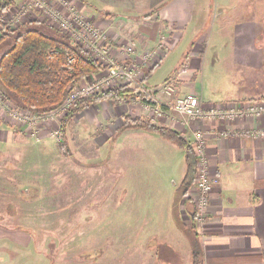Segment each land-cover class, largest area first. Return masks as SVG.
I'll return each mask as SVG.
<instances>
[{
  "label": "crops",
  "instance_id": "1",
  "mask_svg": "<svg viewBox=\"0 0 264 264\" xmlns=\"http://www.w3.org/2000/svg\"><path fill=\"white\" fill-rule=\"evenodd\" d=\"M17 1L0 0V10L6 2L14 7ZM75 1L91 22L105 31L113 57L132 59L141 65L142 77L149 89L151 86L145 77L153 68L165 65L172 52L178 51L171 58L172 61L182 56L180 64L173 67L176 94L201 93L205 110L244 107L264 99V0H109L105 4ZM208 16H212L214 22L210 31L212 41L205 45L209 35L200 34ZM131 40L136 50L128 55L124 46ZM151 49H156L157 57L144 62L142 52ZM208 65L221 69L222 75L213 74L205 88L203 75L205 80ZM157 94L162 97L160 100L164 99L161 93ZM151 107H145L138 95L133 94L126 100L90 104L71 120H78L79 125L86 120L91 122L92 114L87 116L85 112L98 108L105 115L113 114L115 136L143 135L141 143L146 146L141 149L142 153L156 158L165 155L166 160L159 164L171 170L169 176L176 175L179 183L185 172V161L184 168L178 160L174 161L169 152L175 151L171 145L174 143L156 132L127 123L124 116L171 127L179 131L189 145L195 140V131H202L207 171L217 177L209 192L205 217L195 220L197 239L204 253L203 264H264V137L222 134L223 130L264 128V114L220 120L188 118L166 110L162 117H155ZM39 127L41 136L49 128L40 124ZM30 131L28 124L13 122L0 106V141L3 142L0 152H6L11 143L24 135L34 137L28 134ZM65 133L66 127L64 139L68 143ZM156 148L162 149V156ZM196 194L197 188L192 183L185 197L179 200L180 215L184 208L187 212L192 207L195 209ZM170 211L172 214V208ZM17 228L7 233V229L0 226V241L4 240L0 242V264H39L32 236Z\"/></svg>",
  "mask_w": 264,
  "mask_h": 264
},
{
  "label": "rangeland",
  "instance_id": "2",
  "mask_svg": "<svg viewBox=\"0 0 264 264\" xmlns=\"http://www.w3.org/2000/svg\"><path fill=\"white\" fill-rule=\"evenodd\" d=\"M207 19L200 34L209 35L205 45L212 41L214 22L212 16ZM176 53L145 77L151 89L172 78L173 67L182 59L171 61ZM206 70L205 88L213 74L222 75L221 69L209 65ZM88 113L93 121L79 125L75 119L66 126L70 155L50 133L38 139L24 135L0 152V226L7 233L14 227L32 231L39 264H190L191 232L182 233L170 211L179 179L159 164L166 160L162 149L156 148L162 157L146 155L141 151L146 146L143 135L115 136L113 114L105 115L100 108ZM60 118L55 114L39 124L60 128ZM171 145V156L184 168V152ZM181 218L187 226L192 224L185 208Z\"/></svg>",
  "mask_w": 264,
  "mask_h": 264
},
{
  "label": "built area",
  "instance_id": "3",
  "mask_svg": "<svg viewBox=\"0 0 264 264\" xmlns=\"http://www.w3.org/2000/svg\"><path fill=\"white\" fill-rule=\"evenodd\" d=\"M0 20L5 28L10 29L31 20L46 22L65 34L72 44L83 47L100 64V69L97 72L83 77L81 82L76 83L71 88L64 101L56 109H52L44 115H36L29 110L11 105L3 93L0 92V106L5 108L8 117L13 122L28 124L31 130L30 134L37 137V139L41 137L39 123L44 124L47 122L46 118L48 116L53 118L55 114H58L62 117L70 111L77 98L123 85L135 88L136 96L138 95L145 107L152 106V115L155 117H162L166 110H172L188 118H218L220 120L233 119L243 115L264 114V99L252 101L244 107L205 110L201 93H175L176 88L173 77L166 78L160 87L152 88L164 96L163 100L155 98L156 93L153 95L152 89L145 86L141 65L132 59L117 60L113 57L109 50L110 43L107 34L91 22L84 9L79 7L75 0H19L14 7L8 6L2 11ZM135 50L136 46L132 40L124 46V52L128 55H133ZM51 52L55 53L56 49H52ZM155 57H157L156 49L147 50L141 54L144 62L152 61ZM66 60L68 63H72L74 57L67 56ZM149 101L152 103H149ZM49 133L58 141L62 140L59 127L48 128L43 135L47 134L49 136ZM222 134L264 137V128L236 131L223 130ZM194 135L195 140L192 142L191 147L197 162L196 176L193 182L197 188L195 216L197 220H201L206 215L209 205V192L217 182V177L210 176L207 171L205 134L198 130L195 131Z\"/></svg>",
  "mask_w": 264,
  "mask_h": 264
},
{
  "label": "trees",
  "instance_id": "4",
  "mask_svg": "<svg viewBox=\"0 0 264 264\" xmlns=\"http://www.w3.org/2000/svg\"><path fill=\"white\" fill-rule=\"evenodd\" d=\"M8 5L9 3L6 2L1 7L2 10ZM0 31V92L15 107L30 109L38 114L48 112L57 107L70 89L83 77L100 69L97 60L90 56L83 47L72 44L69 38L58 29L38 20L27 21L15 29L6 28V30L0 23ZM4 44L9 45L2 51L1 47ZM52 49H56V52L52 53ZM70 55L74 57L72 63L66 60V57ZM135 92V88L123 85L77 98L70 111L60 118L62 140L59 141V145L64 153L71 154L68 143L64 139V132L68 120H71L76 113L102 100H126ZM124 119L135 127L141 126L146 130L156 132L184 150L185 172L176 188L175 199L172 203L174 204L172 205V211H174L172 216L182 233L187 234L188 231L190 234L191 232L190 264H203L204 253L197 239L195 209L192 207L187 212L192 223L190 226L182 220L179 212V200L185 197L195 177L197 162L193 148L179 131L171 127L140 120V118L133 120L128 115H125ZM28 233L34 238L32 231Z\"/></svg>",
  "mask_w": 264,
  "mask_h": 264
}]
</instances>
